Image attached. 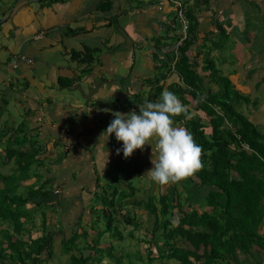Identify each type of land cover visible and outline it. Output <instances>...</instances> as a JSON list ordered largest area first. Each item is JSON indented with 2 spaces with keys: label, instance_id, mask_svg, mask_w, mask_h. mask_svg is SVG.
Here are the masks:
<instances>
[{
  "label": "crops",
  "instance_id": "0c3cea01",
  "mask_svg": "<svg viewBox=\"0 0 264 264\" xmlns=\"http://www.w3.org/2000/svg\"><path fill=\"white\" fill-rule=\"evenodd\" d=\"M174 1L182 5L190 22L192 44L186 57L202 89L203 75L208 77L202 70L205 59L225 54L216 39L228 36L233 25L240 31L249 22L261 25L264 0H0V171L8 176L7 171H19L18 165L31 163L15 180L19 196L48 182L53 194L36 201L50 206L48 221L59 228L50 229L58 233L55 249L62 239L79 232L80 226L89 228L106 217L110 186L102 183L104 177L117 187L126 188L133 179L138 183V195L128 194L121 202L132 204L126 208L129 216L144 215V221L140 217L123 224L129 232L153 224L144 205L136 207L134 202L147 203L151 195L157 199L164 192L184 193L180 183L161 187L145 174L153 167L150 145L125 159L122 151L116 154L123 145L115 134L108 140L101 137L114 119L111 113L139 114V106L146 101L156 102L164 90L174 93L171 87L182 86L179 77L161 64L167 60L172 68L179 56L180 24ZM103 2L108 7L101 10ZM255 39L263 45L245 50L258 58L264 52V31L252 43ZM75 52L85 58L93 56V60L78 62L72 59ZM245 73L255 70L241 71ZM160 87L162 92L155 93ZM187 102L190 115L186 120L196 114L195 104L189 98ZM17 116L22 117L19 123ZM21 154L28 158L25 163L19 161ZM124 192L114 190L108 199L114 196L121 201ZM39 221L37 214L34 222ZM147 222L149 226L144 225Z\"/></svg>",
  "mask_w": 264,
  "mask_h": 264
},
{
  "label": "trees",
  "instance_id": "16d2710c",
  "mask_svg": "<svg viewBox=\"0 0 264 264\" xmlns=\"http://www.w3.org/2000/svg\"><path fill=\"white\" fill-rule=\"evenodd\" d=\"M106 4L102 3L101 10L108 7ZM190 29L189 22L187 38L178 47L179 56L172 65V72L179 77L182 86L170 89L184 106L188 105V98L195 104V115L186 120L190 115L187 110L175 123H182L201 147L202 168L181 182L182 195L164 192L157 199L151 195L147 203L134 202L136 207L144 205L153 219L149 239H134L133 233H128L137 242L134 251L124 249L125 238L115 216L121 212L118 209L132 204L115 202L114 196L106 199L104 229L96 225L101 223V217L94 221V227L61 240L60 244L65 246L62 254L69 255L70 264H167L168 261H175V264H264V234L261 233L264 224V131L238 110L251 99L218 73L209 55L202 70L208 72L218 90L201 92L200 79L186 57L192 44L188 39ZM71 55L78 62L93 60L91 54L90 58L76 52ZM153 59L158 62V54H154ZM171 59L173 61V56ZM167 63L161 61L171 70ZM161 92V87L155 91ZM252 103L256 105V100ZM5 148L11 155V150ZM18 158L21 163L28 159L25 154ZM25 164L24 167L18 165L19 172L28 171L31 163ZM10 178L0 174L3 183L0 187V264H47L52 258L54 237L58 235L50 229L58 226L48 221L46 211L50 206L36 199L49 198L53 190H48L47 182L19 196L14 187L16 181ZM126 198L127 194L122 195L121 201ZM37 214L40 221L35 223ZM124 217L121 215L120 219ZM130 220L134 222L135 218ZM3 225L6 227L1 228ZM32 231L38 235L34 236ZM91 235L93 237L89 238ZM138 241L145 243V254L139 249Z\"/></svg>",
  "mask_w": 264,
  "mask_h": 264
},
{
  "label": "clouds",
  "instance_id": "9594fccd",
  "mask_svg": "<svg viewBox=\"0 0 264 264\" xmlns=\"http://www.w3.org/2000/svg\"><path fill=\"white\" fill-rule=\"evenodd\" d=\"M181 38L180 26L176 51L187 34L185 39ZM23 60L32 63V60ZM186 112L180 99L174 93L164 90L158 101H146L139 106V114L135 111L127 115L111 113L114 119L101 137L107 136L108 140L115 134L117 142L123 145L122 149H117L116 154L120 155L122 151L125 159L130 158L136 150H143L146 145H150L153 167L145 174L161 187L178 184L193 177L202 168L201 147L195 143L187 128L175 124V117Z\"/></svg>",
  "mask_w": 264,
  "mask_h": 264
},
{
  "label": "rangeland",
  "instance_id": "374dc122",
  "mask_svg": "<svg viewBox=\"0 0 264 264\" xmlns=\"http://www.w3.org/2000/svg\"><path fill=\"white\" fill-rule=\"evenodd\" d=\"M263 22H264L263 19L260 20L261 25H257L256 23L249 22V24L245 26L244 29H242L241 31L239 30L240 28L239 26L233 25V28L229 30L228 32V36H224L222 34L221 37H218L216 39V41L220 44V46L222 44L223 46L222 49H224L225 54L217 55L213 58H210L215 63V68L218 71V73H220L221 76L223 77H227L230 81L233 80L234 82H232V84L234 86L235 85L237 86L236 90H238L241 94L248 96L251 99V102L249 104L247 105L244 103L241 104L238 110L243 115H245L249 120H251L253 123H255L256 125H259L260 126L259 129L261 131H264V82H261L262 78H264V52L261 51V56L257 58L255 57V54L254 55L250 54V52H248L245 49L246 47H251V46H254V49H258L259 47L263 45V41H259L257 39H255L256 43H252L253 38H255L256 34L259 31H264V25L262 24ZM210 37H213V36H210ZM221 56H223L224 59L226 60L225 64L221 61L222 60ZM251 68L255 70V73L250 74V75L249 74L247 75V73L241 74V71H248V70H251ZM203 76H204L206 86L205 85L204 87L202 86L201 92L203 94H207L208 91L216 92L218 90V86L213 81H211L209 77H207L206 75H203ZM244 77H245V80H244ZM255 100H256V105L252 103ZM15 121L16 123L21 122L22 117L17 116ZM2 171L5 172L4 170ZM7 172L9 173L8 176H11L10 178L11 180L15 181L19 179V174H20L19 171L11 170ZM26 172L24 173L22 172V173L25 174ZM31 173H32V170L30 172V175ZM0 174L4 175L1 171H0ZM38 181H41V178H38ZM110 181L111 179L104 177L103 182H102L103 184H105L106 187L108 185L110 186V189H108L109 191H107V194H106L107 199L111 196L114 190L118 194L124 192L123 190H125L124 193L127 194V196H129L132 193H135V195H138V193L140 192L138 183L134 179L131 181L132 185H128V187L126 188H124L123 186H120V187L113 186L111 183H109ZM180 185H182V183H180ZM132 188L137 189V190L131 191ZM148 190L149 192H151L152 190L151 186H149ZM129 191L131 192L128 193ZM159 196L160 195H156L157 198H159ZM115 202L120 203L122 201L116 200ZM186 203L188 204V201ZM107 209H108V206L106 210ZM121 210L123 211L118 212L117 220L119 223H121V226H118V229H120L121 235L125 238V240H123V247L127 251H134L136 249L135 243H137L136 241H134V239H136L137 237L141 238V240L149 239L148 234L152 230V227H147V231L145 230V228H142L140 230V227H133L131 232L133 233L132 235L134 236V239L132 240V238L128 236V232L130 230H128V227L125 228L123 224H125V222L127 221L130 222L131 218L139 219L141 217V219L144 221V215L129 216L128 214H126L127 212L126 207H124ZM120 214L126 215V216L123 219H120V216H121ZM104 222L105 220L102 218L101 226H99L102 229L105 228L106 223ZM144 225L149 226L150 224L149 222H147ZM5 227L6 225L1 226V228H5ZM86 228L88 227L80 226L79 231L81 232L82 230ZM134 228L135 229L137 228V229L135 230ZM261 233L264 234V224L261 226ZM88 237L92 238L93 236L91 235ZM138 243L140 246L139 249L141 250L142 253L145 254V251H144V248L146 246L145 243L140 242V241H138ZM64 247H65L64 244L62 245L60 244V247L58 249L52 248L50 252L52 258L48 261L47 264H70L71 261H70L69 255L62 254ZM199 254H202L201 250L199 251ZM136 264H141V263H136ZM152 264H157V263L155 262ZM167 264H175V261H168Z\"/></svg>",
  "mask_w": 264,
  "mask_h": 264
},
{
  "label": "built area",
  "instance_id": "2783aa9c",
  "mask_svg": "<svg viewBox=\"0 0 264 264\" xmlns=\"http://www.w3.org/2000/svg\"><path fill=\"white\" fill-rule=\"evenodd\" d=\"M173 4L176 7V18L181 26V35L182 40L186 38L187 29H188V20L185 17V12L183 10L182 5L179 2L174 1ZM57 191H54V194H56Z\"/></svg>",
  "mask_w": 264,
  "mask_h": 264
}]
</instances>
